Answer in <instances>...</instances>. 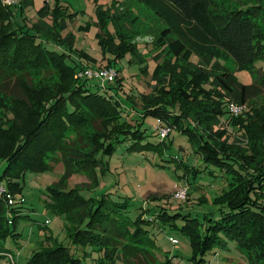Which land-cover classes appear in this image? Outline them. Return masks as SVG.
<instances>
[{
	"label": "trees",
	"instance_id": "16d2710c",
	"mask_svg": "<svg viewBox=\"0 0 264 264\" xmlns=\"http://www.w3.org/2000/svg\"><path fill=\"white\" fill-rule=\"evenodd\" d=\"M117 1L112 11L98 10V43L117 55L130 51L138 62H144L146 54L139 52L134 41L138 29L131 26L139 18L130 4L144 6L163 22L158 38L162 47L152 56V93L141 95L140 107L186 134L201 160L199 166L184 165L194 177L214 175L215 171L224 174V189L213 198L216 209L201 219L164 207L131 218L127 198L114 202L109 191L99 198H87L78 186L66 187L69 176L82 172L94 185L100 157L111 154L116 143L129 134L132 138L146 135L139 122L121 121L119 108L125 101L118 93H110L117 79L101 82L98 77H88L84 71L100 66L92 67V60L77 63L71 56L74 34L69 31L62 35L65 9L59 0L53 7L44 0L36 11L38 21L30 25L23 11L33 4L32 0H15L10 5L0 0V109L15 116L12 124L0 122V161L5 162L0 172L5 190L0 194V240L20 235L10 225L22 216L21 199L15 196L20 192L19 180L26 171L51 169L59 153L65 175L49 187L47 207L68 218L67 237L33 251L26 264H86L87 257L96 261L92 264H115L117 260L127 264H177L170 255L156 262L159 246L152 231L176 226L177 219L184 221L182 231L198 252L205 253L230 240L246 254L250 264H264V133L262 141L256 135L254 145L244 152L233 148L235 138L229 140L222 125L225 122L247 135L250 124L259 121L260 115L253 108L234 116L227 105L229 101L247 105L255 93L254 82L242 83L235 70L256 74V61L264 58V32L257 23L264 0ZM46 17L50 22L44 21ZM90 27L86 23L77 30L87 32ZM75 51L80 59L86 57ZM70 57L74 64L69 62ZM227 59L235 64L234 70L225 65ZM111 66L109 62L100 68ZM37 68L57 73L60 86H22L25 96L17 99L9 86L11 81L20 84L25 73ZM142 71L146 74L148 69ZM207 123L218 126L209 137L203 132ZM105 127L108 135H102ZM86 128L92 131L89 135ZM69 133H75V138L69 139ZM1 257L15 263V255L0 245Z\"/></svg>",
	"mask_w": 264,
	"mask_h": 264
},
{
	"label": "rangeland",
	"instance_id": "374dc122",
	"mask_svg": "<svg viewBox=\"0 0 264 264\" xmlns=\"http://www.w3.org/2000/svg\"><path fill=\"white\" fill-rule=\"evenodd\" d=\"M32 1L33 4L26 5L23 11L24 16L27 17L28 25L38 21L36 11L44 0ZM47 1H49L50 7L54 6L55 0ZM13 2L15 0H2V3L7 5ZM59 2L65 9L63 18L66 21V29L62 31V35L69 31L74 34L71 56L75 58L77 63L80 60L85 61V63L92 60L93 62L89 63L94 68L111 62V69L117 71L115 78L118 82L115 84L116 88H112L110 93H118L120 98L125 101L121 103L119 108L121 110L120 119L122 122L131 124L139 122L146 135L144 138L138 136L132 138V134H129L116 143L111 154L100 157V164L96 167L98 169L97 182L94 185H92L93 181L90 177L82 172L69 176L65 181L66 187L78 186L80 193L87 198H99L107 191L111 193L109 197L114 202L127 198L129 201L128 214L131 218L143 217L146 212H149L148 210L160 207L170 209V211L189 212L191 216L199 219L204 214L213 213L216 209L213 198L224 189V174L215 171L214 175H207L206 173L201 174L202 177H194L193 173L189 172L184 165L199 166L201 160L199 161L197 151H194L186 134H183L174 125L163 121L158 115L146 113L140 107L143 102L140 98L141 95L152 93L151 83L153 81L150 73L155 64L152 56L157 55L162 47L158 38L164 28L163 22L144 6L138 7L135 3L130 4L134 6V12L138 14L137 17L139 18L138 21L131 24L133 30L138 29L134 41L138 43L139 52L146 54L145 61L138 62L130 51L117 55L107 48L102 49L98 43L96 36L100 33L97 25L99 23L98 10L112 11V6L116 0H59ZM117 2L119 4L120 0ZM15 7V5L12 7L13 10ZM15 13H18L17 17H19V12L16 11ZM44 21L50 22L48 17ZM86 23L91 24L89 31L77 30L79 25ZM257 23L259 29L264 32V11L258 17ZM50 28L51 26L48 27V29ZM117 41L116 38L115 43ZM75 49L79 53H84L86 57L80 59ZM164 52L162 55L165 54ZM160 57L164 58V56L159 55L158 58ZM69 62L74 64L71 57ZM225 65L230 70H234L236 67L231 59H227ZM145 67L148 69L146 74L142 71ZM254 69L258 71L256 74L249 70H235L237 78L242 83L254 82L255 93L249 97L247 105L240 106L229 101L227 106L234 116L242 114L248 110V107L253 108V111L260 115V123L254 120L253 124L248 127L247 135H243L242 132L232 128L230 124L222 123L227 128L229 140L235 138L232 141L233 148L244 152L254 145L253 141H255L256 135H259L262 141L264 133V121L261 122L264 111V58L256 61ZM92 81L95 82V80ZM11 84L9 86L12 88L13 95L17 99H22L25 93L20 87L30 86L36 89L41 87L42 89L46 86V89H49L53 84L60 86V80L57 73L37 68L29 74L25 73L20 84L13 85L12 81ZM170 102L173 103V101ZM231 105H236L237 111H232ZM14 121L15 116L11 111L0 109V122L9 125ZM161 124L167 127L164 138L159 133L162 128ZM204 126L203 132L208 137L211 130L216 132L217 130L213 129L218 127L211 123L204 124ZM86 129L87 135H89L92 131ZM102 135H108V128L105 127ZM69 136V139H74L75 133H69ZM146 142L150 144H145ZM133 144L134 148L132 149L130 147ZM90 147H87L86 150L89 151ZM53 159L56 160L51 163V169L26 171L19 180L20 192L16 193L15 196L21 199L19 208L22 216L17 218L18 220L14 224L9 223H11L12 229L20 235L15 236L16 238L8 237L0 240V245L15 255V263L13 264H26L33 251L51 243V241L60 242L67 237L68 218L65 214H56L47 207L49 187L65 175L61 154L57 153ZM4 166L5 162L0 161V172ZM0 185L3 184L0 183ZM180 188L186 189V195L183 199L176 197V190ZM4 193L5 190L0 191L1 195ZM175 222L176 226H171V228L162 226L152 230L156 244L159 246V250L155 253L156 262H161L164 255H170L177 264H250L246 254L230 240L224 245H216L212 249L206 250L205 253L198 252L187 234L182 231L184 221L177 219ZM172 240L175 241L172 242ZM201 257L203 259H200ZM86 260V264H92L93 261L96 263L90 257H87ZM0 264H11V262L5 257H1ZM115 264H127V262L117 260Z\"/></svg>",
	"mask_w": 264,
	"mask_h": 264
},
{
	"label": "built area",
	"instance_id": "2783aa9c",
	"mask_svg": "<svg viewBox=\"0 0 264 264\" xmlns=\"http://www.w3.org/2000/svg\"><path fill=\"white\" fill-rule=\"evenodd\" d=\"M84 74L87 75L88 77H98L101 82L105 81H112L115 78L116 71H113L111 68L103 67V68H98V69H87L84 71ZM231 110L232 111H237V106L236 105H231ZM167 128L162 127L161 130H159L160 136L164 137L166 135ZM4 190L2 185H0V191ZM186 195V189L185 188H180L176 190V197L179 199H183ZM11 202V201H10ZM173 242L175 240H172Z\"/></svg>",
	"mask_w": 264,
	"mask_h": 264
}]
</instances>
